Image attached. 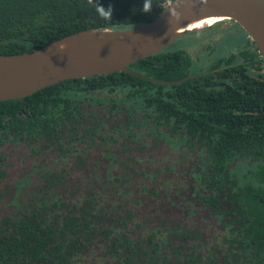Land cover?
Segmentation results:
<instances>
[{"label":"trees","instance_id":"trees-1","mask_svg":"<svg viewBox=\"0 0 264 264\" xmlns=\"http://www.w3.org/2000/svg\"><path fill=\"white\" fill-rule=\"evenodd\" d=\"M0 0V54L169 0ZM229 23V25H224ZM123 72L0 101V264H264V61L231 20Z\"/></svg>","mask_w":264,"mask_h":264},{"label":"water","instance_id":"water-1","mask_svg":"<svg viewBox=\"0 0 264 264\" xmlns=\"http://www.w3.org/2000/svg\"><path fill=\"white\" fill-rule=\"evenodd\" d=\"M167 8L176 15L171 17ZM206 19L238 24L264 61V0H171L151 20L137 27L85 28L29 52L0 54V101L23 98L65 79L114 71L154 83L176 84L193 74L160 81L141 76L127 66L164 49L184 33L214 24L190 27Z\"/></svg>","mask_w":264,"mask_h":264},{"label":"clouds","instance_id":"clouds-1","mask_svg":"<svg viewBox=\"0 0 264 264\" xmlns=\"http://www.w3.org/2000/svg\"><path fill=\"white\" fill-rule=\"evenodd\" d=\"M169 2H171V0H169ZM87 4L94 8L95 13L100 19H103L108 22L110 21L113 13V8L111 5H109L108 7H104L103 5L99 4L98 0H87ZM152 4H153V0H144L141 11L145 13H151ZM167 9L169 10V15L171 17L176 15V13L172 11V9L170 8ZM60 47L63 48V45H61Z\"/></svg>","mask_w":264,"mask_h":264},{"label":"bare ground","instance_id":"bare-ground-1","mask_svg":"<svg viewBox=\"0 0 264 264\" xmlns=\"http://www.w3.org/2000/svg\"><path fill=\"white\" fill-rule=\"evenodd\" d=\"M215 21H217L216 19H206V20H202V21H197V22H193L191 25H190V27L192 28H195V27H200L201 25H203V24H208V25H210V24H212V23H214ZM185 27V26H184ZM188 26H186V28H187Z\"/></svg>","mask_w":264,"mask_h":264},{"label":"rangeland","instance_id":"rangeland-1","mask_svg":"<svg viewBox=\"0 0 264 264\" xmlns=\"http://www.w3.org/2000/svg\"><path fill=\"white\" fill-rule=\"evenodd\" d=\"M224 25H225V26H226V25H229V23H225Z\"/></svg>","mask_w":264,"mask_h":264}]
</instances>
